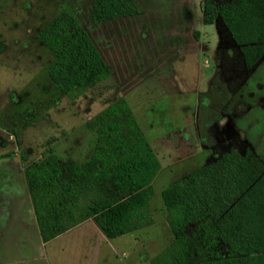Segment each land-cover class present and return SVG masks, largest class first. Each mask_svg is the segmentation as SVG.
Returning <instances> with one entry per match:
<instances>
[{"label": "rangeland", "instance_id": "obj_1", "mask_svg": "<svg viewBox=\"0 0 264 264\" xmlns=\"http://www.w3.org/2000/svg\"><path fill=\"white\" fill-rule=\"evenodd\" d=\"M134 1L136 14L93 22L91 0H0V154H16L22 166L49 150L63 161H85L97 116L123 99L159 163L151 182L123 200L118 235L91 217L70 232L69 249L77 252L50 244L47 264H149L172 240L163 187L229 149H249L264 165V55L246 68L220 19L203 23V0ZM62 6L79 19L110 74L68 93L52 85L51 55L35 39ZM79 241L81 249L70 248ZM197 246L202 250L181 264L211 258L209 250L225 255L218 243Z\"/></svg>", "mask_w": 264, "mask_h": 264}, {"label": "trees", "instance_id": "obj_2", "mask_svg": "<svg viewBox=\"0 0 264 264\" xmlns=\"http://www.w3.org/2000/svg\"><path fill=\"white\" fill-rule=\"evenodd\" d=\"M137 11L134 0H91L90 18L101 22ZM202 13L204 24L220 19L246 68L264 55V0H203ZM35 39L51 55L46 72L59 91L109 78L106 63L68 6L38 29ZM95 133L85 161H63L49 150L23 166L43 242L91 217L108 236L118 235L127 207L123 200L147 186L159 168L123 99L99 113ZM160 196L172 240L149 264H181L193 249L202 250L197 243H218L225 255L209 250L212 257L196 264H264V165L249 149L221 153L167 184Z\"/></svg>", "mask_w": 264, "mask_h": 264}, {"label": "crops", "instance_id": "obj_3", "mask_svg": "<svg viewBox=\"0 0 264 264\" xmlns=\"http://www.w3.org/2000/svg\"><path fill=\"white\" fill-rule=\"evenodd\" d=\"M7 153L0 154V264H47L50 244L58 246L56 250L77 252L69 249L70 232L81 230L91 219H85L43 242L33 216L23 166L16 154ZM77 246L79 248H70L81 249V241Z\"/></svg>", "mask_w": 264, "mask_h": 264}, {"label": "flooded vegetation", "instance_id": "obj_4", "mask_svg": "<svg viewBox=\"0 0 264 264\" xmlns=\"http://www.w3.org/2000/svg\"><path fill=\"white\" fill-rule=\"evenodd\" d=\"M214 160V159H213Z\"/></svg>", "mask_w": 264, "mask_h": 264}]
</instances>
